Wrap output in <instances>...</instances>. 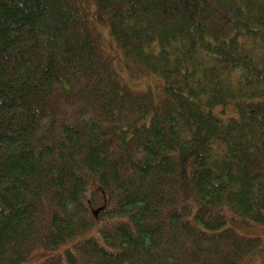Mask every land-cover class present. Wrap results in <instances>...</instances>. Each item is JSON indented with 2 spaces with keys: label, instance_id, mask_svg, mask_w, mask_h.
Masks as SVG:
<instances>
[{
  "label": "trees",
  "instance_id": "obj_1",
  "mask_svg": "<svg viewBox=\"0 0 264 264\" xmlns=\"http://www.w3.org/2000/svg\"><path fill=\"white\" fill-rule=\"evenodd\" d=\"M264 0H0V264H264Z\"/></svg>",
  "mask_w": 264,
  "mask_h": 264
},
{
  "label": "rangeland",
  "instance_id": "obj_2",
  "mask_svg": "<svg viewBox=\"0 0 264 264\" xmlns=\"http://www.w3.org/2000/svg\"><path fill=\"white\" fill-rule=\"evenodd\" d=\"M264 260V248H263V251L260 255H258L255 259V263L258 262H262ZM39 262H37V260H30L28 262H25V263H22V264H38Z\"/></svg>",
  "mask_w": 264,
  "mask_h": 264
}]
</instances>
